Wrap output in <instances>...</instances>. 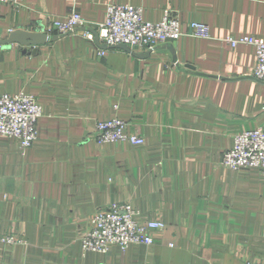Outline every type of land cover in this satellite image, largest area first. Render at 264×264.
<instances>
[{
  "label": "crops",
  "instance_id": "0c3cea01",
  "mask_svg": "<svg viewBox=\"0 0 264 264\" xmlns=\"http://www.w3.org/2000/svg\"><path fill=\"white\" fill-rule=\"evenodd\" d=\"M114 3L141 7L150 22L177 14L183 35L99 56L82 32L46 33L72 11L100 24ZM192 21L210 37L190 35ZM17 30L57 39L4 43ZM227 35L264 38V0L0 3V95L22 91L41 105L30 148L0 138V238L20 240L0 242V264L264 262V173L221 165L236 134L264 128V83L252 77L254 48L231 47ZM112 117L143 142H96L95 122ZM121 203L163 229L150 245L83 253L92 216Z\"/></svg>",
  "mask_w": 264,
  "mask_h": 264
},
{
  "label": "built area",
  "instance_id": "2783aa9c",
  "mask_svg": "<svg viewBox=\"0 0 264 264\" xmlns=\"http://www.w3.org/2000/svg\"><path fill=\"white\" fill-rule=\"evenodd\" d=\"M18 0H0V3L17 5ZM190 35L209 38V26L200 22H189ZM82 32L90 41L98 38L100 45L108 48L123 44L128 48H146L153 50L157 45L179 39L182 35V22L177 14L166 12L161 20L150 22L143 19V10L139 6L128 4H109L105 19L97 25L88 24L77 11H72L62 20H53L46 30L47 34L57 36ZM231 47L240 44L254 48L256 64L253 79L264 83V38L255 36L223 39ZM105 48H97L99 56ZM116 108V107H115ZM41 116V105L37 98L29 93H3L0 95V138H16L21 151L30 148L38 138L37 120ZM127 122L119 117L95 122L92 138L99 143L123 142L141 144L142 138L126 133ZM221 165L239 171L256 168L264 173V128L240 132L234 136L233 145L225 151ZM137 210L129 203L113 204L108 209L98 210L90 220V227L81 238L83 253H106L111 246L125 250L132 244L150 245L153 241L152 230H162L164 224L156 220L141 222ZM20 240L13 236H4L0 242L11 244ZM246 264H264L251 262Z\"/></svg>",
  "mask_w": 264,
  "mask_h": 264
},
{
  "label": "water",
  "instance_id": "95a60500",
  "mask_svg": "<svg viewBox=\"0 0 264 264\" xmlns=\"http://www.w3.org/2000/svg\"><path fill=\"white\" fill-rule=\"evenodd\" d=\"M55 39H57V36H52L48 38L47 34L44 33L26 32V31L17 30V31H12L9 35L8 40L4 43H17L19 45H24V46L40 45V44H44L48 40H55ZM94 41L99 45L97 37L94 38ZM99 46L102 48H107L106 45H99ZM115 47L129 51L128 47L123 44L117 45Z\"/></svg>",
  "mask_w": 264,
  "mask_h": 264
}]
</instances>
